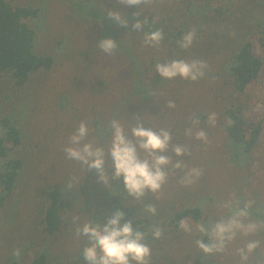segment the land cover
<instances>
[{"label":"trees","instance_id":"obj_1","mask_svg":"<svg viewBox=\"0 0 264 264\" xmlns=\"http://www.w3.org/2000/svg\"><path fill=\"white\" fill-rule=\"evenodd\" d=\"M103 2L21 0L12 4L9 0H0V264H88L82 255L87 238H77L75 227L88 220H94L103 227L116 210L125 213L121 223L131 221L134 229L145 233V242L155 254L150 256L149 264H190V261L192 264H222L224 254L214 258L217 254L205 256L195 248L183 257L182 252L189 243L190 234L180 230L179 222L190 219L195 224L207 226L219 221L221 216L217 208L228 200L225 203L217 201V192L193 199L186 198L181 192L175 194L169 204L170 196L166 204L159 198V191L155 194L146 192L142 200H135L127 194L122 176L108 186L99 180L94 170L88 168L87 177L83 182L78 179L72 182L74 186L64 185L63 182L48 183V175L40 173L44 170L49 148L43 144L40 146L41 141L36 137L39 129L31 128L28 115L48 98L42 96L40 90L45 92L47 78L57 65L64 67L61 81L59 84L52 82L47 90L61 93L66 85L76 95L88 85L83 80L85 76L81 69H88L94 64L97 72L93 74L95 77L91 82L97 87L96 92H103L106 84H109L106 79L110 78L105 69L112 58L113 61L119 60L118 69L126 72V76H129L130 68H134L135 77L131 83L134 88L129 95L143 102L141 105L138 100L134 101L135 106L144 107L145 113L147 110L148 113L157 111L161 116L159 128L168 126L173 128L174 133H180L177 121H172L167 113V105L159 104L160 97L165 99L166 92L176 88V79H163L155 71V64L174 59L200 60L207 67L204 77L198 82H201L207 94L205 99H199L198 104L194 105L192 115L199 118V125L194 129L204 130L207 137L215 133L222 137L224 135V155L218 158L220 167L217 171L222 172L221 164L224 162L225 193L229 192L233 182L240 189L250 186L248 170L253 164L252 154L264 128V113L258 122L247 121L246 89L258 80L264 65V59H260L253 48L254 37L264 47V0H154L155 8L149 5L141 8L124 5L126 10L117 11L111 8L103 11ZM58 9L68 10L69 13L58 14ZM156 10L161 12L160 18ZM109 11L126 16L128 25L120 26L111 20L107 15ZM48 12L50 19L46 16ZM63 17L68 22L70 33L64 34L49 53L39 51L40 34L45 30L41 23L58 21ZM87 18H93L102 25L97 33L94 31L96 37L88 41L89 44L84 41L82 29ZM137 20H147L140 32L132 27ZM74 30H77L76 35H82V39H78L88 49L82 63L76 65L78 69L74 68L77 72L67 76L69 66L64 61L76 59L71 55L70 44ZM152 30L163 32L164 39L159 47L144 45L138 48L135 55L132 46L144 43V34ZM192 30L196 33L193 45L188 49L180 48L178 42ZM106 38L118 44L112 56L98 48ZM151 52L155 55L152 56ZM160 53V59H156ZM148 63L150 67L147 68ZM137 64L140 72H137ZM188 90L192 91L190 98L194 99L196 89ZM213 114L215 123L210 125L208 118ZM82 116H78V119ZM94 118L93 138L97 145H103L110 135L108 122L114 118L109 119L106 125L101 117ZM82 121L87 120L84 118ZM188 124L192 127L191 119ZM31 132L35 135L33 138ZM169 170L171 173L180 171L172 167ZM186 172L185 169L181 176ZM168 175L166 183L175 185L178 176ZM257 191L258 187L251 186L252 194L255 195ZM239 193L241 198L235 200L239 207L251 203L245 224L264 223V200L258 195L253 200L243 195L241 190ZM149 204L156 207L155 215L145 211ZM227 214L230 215L229 209L224 213V219ZM76 217L79 219L73 223ZM154 225L163 229L160 239L152 238ZM194 233V239L207 241L206 236H201L195 230ZM17 249L20 250L19 257L13 255Z\"/></svg>","mask_w":264,"mask_h":264},{"label":"rangeland","instance_id":"obj_2","mask_svg":"<svg viewBox=\"0 0 264 264\" xmlns=\"http://www.w3.org/2000/svg\"><path fill=\"white\" fill-rule=\"evenodd\" d=\"M9 1H11L12 4L21 2V0ZM53 1L54 0H52V3ZM153 4L154 0L149 6L154 7ZM102 5L103 11L107 10L108 8H111L114 11L122 9L126 10L127 8L125 7H128L126 5L124 7V4L119 3L118 0H104ZM59 13L67 15L69 12L68 10L60 9L58 11V14ZM156 13L158 14V16H156L160 18L161 12H159V10H156ZM46 16L50 19V12H48ZM93 18H87V21H85L84 23L85 26L82 28L85 42L94 39L96 37L94 31H96L97 33L98 29L102 27L101 23L93 20ZM41 24L45 26V30L41 31L40 34V41L38 44L39 51H45L46 53L50 52V48L54 47L57 44V41L64 34L68 32L70 33L71 31V29H69L67 26L68 22L65 17L59 19L58 21L54 20V22L50 21V23ZM46 25H49V27H47ZM62 30L63 33H61ZM73 32L75 34L77 33V30H74ZM74 34H71L70 44H72L71 55H74L73 58L76 59L69 58V62L64 61V64H67L69 66V69H67V76H72L77 72V70H75L74 68H77L76 65L82 63L86 49H88V46H83L81 43L82 40L78 39L82 35ZM68 39L69 38H67L66 40ZM80 39L82 38L80 37ZM95 43L96 45H98L97 42ZM92 45L94 44H91V46ZM144 45L145 44L142 43L139 45L134 44L132 46L133 50L136 51L135 55H137L138 48H143ZM253 48L255 54L260 59H264V47L260 45L257 37L253 38ZM151 55L154 56L155 53L151 52ZM160 57L161 53L158 54L155 58L160 59ZM118 63V59L113 61V59L111 58L108 61L109 65L107 69H105V73L110 78L106 79L109 84H106L103 92H96L97 87L94 86V83L91 82V80L95 77V75L93 74L97 72V69L93 67L94 64L88 69H81V73H83L85 76L83 80L88 85H86L84 89H80V91L76 95L73 94L71 89L66 85H64V87L61 89V91L64 92L63 95L62 92L60 93L59 91L55 93L53 89L47 90L48 86L50 87L52 82L55 84L60 83L61 76L64 72V67H62L63 65H57L56 69L52 71V75L47 78V83L45 84V92H43L44 90H40L41 95L48 96V98L41 101L38 106L35 107V110H33L28 115V119L31 128H33L34 130L36 128L39 129L36 137L37 140L42 142H40V146L42 147L43 144L49 148V152H47V157H45L44 161V170L41 171L42 174L40 173V175H48L47 177H49L50 179L48 183L60 184L63 182L64 185H72V182H76L77 179L83 182L82 180L87 177V166L85 165L84 167H82L75 161L67 160L65 158L64 152L62 151L63 147L68 142V138L75 131L73 127L77 128L80 123L79 121L84 120V118L87 120L86 122L88 123V126L90 128L88 141H93L95 144L96 141L93 138V134L95 133L93 127V120L95 119L94 116L101 117L104 120L105 125L111 118L118 119L125 125L126 131L129 130L130 125L135 124L134 118L141 119L145 127L154 130L160 129L159 119L161 122V116L159 117V113L157 111H149L148 113V110L147 113H145L144 107H137L134 103V101L138 100L139 103L143 105V102L129 95V92H133L132 88H134L131 87V83L133 82L135 77L134 68H130L132 71L129 70V76H126V72H121V70L118 69ZM146 66L147 68L150 67L149 63ZM153 68L154 67H152V69ZM59 71L62 72L58 74ZM120 72L122 75L120 74ZM137 72H140L138 64ZM174 84L176 88L174 87L172 92H170L172 90L170 88L168 92H166L165 99L160 97L159 104L161 106L164 103L165 105H167L170 102L175 104L174 109H170L167 107V113L169 116H171L172 121H177V124L180 128V133L175 132V134L172 127H163L165 129H168L172 135L170 147L164 154L171 157L173 163H175L177 159L181 160L184 166L180 169V171L177 170V172L173 171L172 173L169 170L171 166L168 167V173H170L173 177L178 176V178L175 185H169L168 183H165V188H161L159 190V198H161L164 203L168 204L167 201L171 196L169 200L170 204V202L174 199L173 196L181 192H184L186 198L189 199H193V197H200L201 195L208 194L209 192H217V201L220 200L221 202H224L225 200L229 201L233 198L234 200H239V198H241L242 196L239 193V190H241L243 192V195L249 196L253 200L256 198V195L264 200V128L262 129V132L260 134L258 144L254 148L255 151H253L252 154L254 158L253 164L248 170L249 173L247 172L249 174L247 178L249 180L250 186L242 187V189H240L237 188L235 182H233V184L231 185V189H229V192L225 193L224 162L221 164L222 172L217 171L220 167V161H218V158L221 159L223 157L222 155H224V135L222 137L221 134L217 135L215 133V135H212V137L208 136L206 143L195 138V132L197 130L195 131L194 128L192 136L185 135V130L187 128H190L188 120L193 117L192 114L194 111V105L196 106L198 104L199 99H205L207 92L202 86L201 82L198 81L195 83H188L187 80L176 78ZM136 88L137 87H135V89ZM188 89H196V96H193L194 99L190 98L192 96V91ZM68 90H70V93ZM246 92L248 93V101L245 105V118L248 122H258V120L262 119L264 113V65L260 72L258 80L252 83L246 89ZM87 105L88 107L86 108ZM163 109H165V107ZM73 114L75 115L73 116ZM81 115L83 116L78 119V116ZM221 115V119L224 118L223 114ZM216 117L217 119H220L218 116ZM249 132H251V130ZM30 135L31 138L35 136L32 132L30 133ZM110 140L111 132L108 139L103 143L106 153L107 147L110 144ZM178 145L184 146L187 153L179 158L176 157L172 151V148ZM141 155L143 154L141 153ZM192 168H198L202 170V175L200 176V178L196 183L192 185L185 186L181 184L180 180L182 179V172L185 169L188 171ZM113 172L114 167L112 165L111 159L109 158L107 160V170L105 171V173L110 177L109 185L113 184L115 180L111 179ZM251 186L258 187V191L255 193V195L251 193ZM76 191L79 190L77 189ZM167 193H169L170 195H168ZM217 212L218 215L221 216L219 220L224 219V213L227 212V208L221 205L219 208H217ZM186 221L192 225H195V223L190 219H187ZM243 222L246 223L245 219L243 220ZM194 234L195 233L193 231L189 235V243H187L184 252H182L183 257H185V255H187L188 253H191V249L193 250L195 248L197 251H199V249L195 245L196 239H194ZM252 235L253 236L238 233L236 239L227 245L225 252L217 254L214 258H217L219 255L224 254V257H221V260L223 261L222 264H264V227L260 228L255 233H252ZM249 241H259V246L254 252L247 254L248 259L245 262L241 260V257L237 254V250L245 248L246 244ZM65 248L66 250H68L67 246H65ZM71 250L70 252L73 253L74 251ZM151 255L155 254L151 252ZM234 259L236 260L234 261ZM190 264H192L191 261Z\"/></svg>","mask_w":264,"mask_h":264},{"label":"clouds","instance_id":"obj_3","mask_svg":"<svg viewBox=\"0 0 264 264\" xmlns=\"http://www.w3.org/2000/svg\"><path fill=\"white\" fill-rule=\"evenodd\" d=\"M118 2L126 6L141 8L150 5L153 0H118ZM107 15L120 26L128 25V20L124 15L111 11ZM134 15H138V13ZM145 23L147 20L143 22L137 20L132 27L140 32ZM195 37V30L189 31L178 42V46L182 49L190 48ZM163 39L161 30H152L143 36L144 44L147 47H159ZM98 48L102 53L112 56L118 49V44L113 39L106 38L99 43ZM206 67V63L200 60L174 59L156 63L155 71L165 80L181 78L195 83L204 77ZM167 107L174 109L175 104L170 102ZM134 119L135 124L130 125L128 131L118 119L114 118L108 122L111 140L107 147V153L103 145L88 141L90 128L86 121L79 123L62 151L67 160L75 161L82 167L86 165L89 170H94L99 180L105 185L110 184V177L105 173V165L110 158L114 167L111 179H119L122 176L127 194L134 197L135 200H142L146 196V192L155 194L166 183L169 166L173 169H181L184 165L179 159L173 163L171 157L164 154L168 151L172 141V135L168 129L154 130L145 127L141 119ZM208 120L209 124L213 125L215 115H210ZM191 124L192 127L185 130V135H193V128L199 125V118H191ZM195 138L206 143L207 133L198 129L195 132ZM172 151L178 158L187 154L184 146H174ZM201 175V169L192 168L185 173L180 183L185 186L192 185ZM223 207L230 210L228 218L207 226L201 223L192 225L186 220L179 222V228L183 232L191 234L195 230L201 236L208 238L207 241L204 239L195 241L196 247L205 256L225 252L227 245L236 239L238 233L249 235L264 227V223L249 222L245 224L243 222L249 215L250 202L241 208L233 198L227 201ZM145 211L155 215L156 207L149 204ZM124 216L123 211L116 210L103 227L94 220L85 221L82 225L75 227L74 234L77 238H87L82 255L88 264H133V262L134 264H149L151 248L145 242V233L134 229L131 221L121 223ZM78 219V217L74 218L73 223H76ZM151 232L153 239H160L163 235V229L159 225H154ZM258 246L259 241H249L245 248L237 250V254L242 261L246 262L247 254L254 252ZM13 255L19 257L20 250H15Z\"/></svg>","mask_w":264,"mask_h":264}]
</instances>
